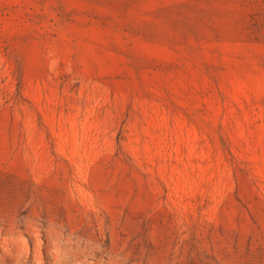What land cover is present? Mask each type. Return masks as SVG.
Returning <instances> with one entry per match:
<instances>
[{
  "label": "rangeland",
  "instance_id": "374dc122",
  "mask_svg": "<svg viewBox=\"0 0 264 264\" xmlns=\"http://www.w3.org/2000/svg\"><path fill=\"white\" fill-rule=\"evenodd\" d=\"M0 264H264V0H0Z\"/></svg>",
  "mask_w": 264,
  "mask_h": 264
}]
</instances>
